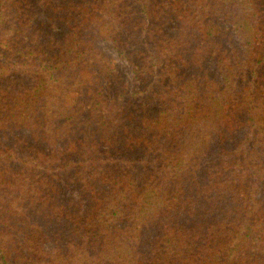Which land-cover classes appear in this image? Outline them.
<instances>
[{
  "label": "trees",
  "instance_id": "16d2710c",
  "mask_svg": "<svg viewBox=\"0 0 264 264\" xmlns=\"http://www.w3.org/2000/svg\"><path fill=\"white\" fill-rule=\"evenodd\" d=\"M0 264H264V0H0Z\"/></svg>",
  "mask_w": 264,
  "mask_h": 264
},
{
  "label": "rangeland",
  "instance_id": "374dc122",
  "mask_svg": "<svg viewBox=\"0 0 264 264\" xmlns=\"http://www.w3.org/2000/svg\"><path fill=\"white\" fill-rule=\"evenodd\" d=\"M102 47H103L104 51H106L108 54H111V55H114V56L116 55V52H114V50L111 49L110 46H108L107 44L102 43ZM120 64H122L121 61H120ZM207 65H208V67H209V71H210V72H213L214 75L217 76V75H218V72H217V67H216V65H215L214 63H209V64H207ZM122 68H123V71L125 72V76H126V78L131 82V81H132V74H131V71H129L128 66L125 65V66L122 67ZM130 84L132 85V83H130ZM131 85H130V86H131Z\"/></svg>",
  "mask_w": 264,
  "mask_h": 264
}]
</instances>
